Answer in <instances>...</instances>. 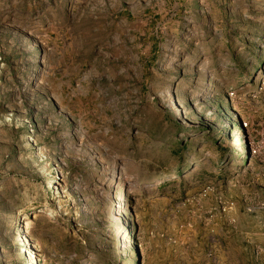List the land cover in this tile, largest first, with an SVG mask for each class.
<instances>
[{
  "label": "rangeland",
  "instance_id": "rangeland-1",
  "mask_svg": "<svg viewBox=\"0 0 264 264\" xmlns=\"http://www.w3.org/2000/svg\"><path fill=\"white\" fill-rule=\"evenodd\" d=\"M24 231L35 264H264V0H0V264Z\"/></svg>",
  "mask_w": 264,
  "mask_h": 264
},
{
  "label": "bare ground",
  "instance_id": "bare-ground-1",
  "mask_svg": "<svg viewBox=\"0 0 264 264\" xmlns=\"http://www.w3.org/2000/svg\"><path fill=\"white\" fill-rule=\"evenodd\" d=\"M50 188H53V186H50ZM29 221L28 219L26 220V225H29ZM25 224H23L22 226H24ZM20 242L22 243V245H26V251H27V256H26V262L27 264H35V254L33 253V247L31 246V242L27 236V232L24 231L23 232V236L19 239ZM23 240V242H22Z\"/></svg>",
  "mask_w": 264,
  "mask_h": 264
}]
</instances>
